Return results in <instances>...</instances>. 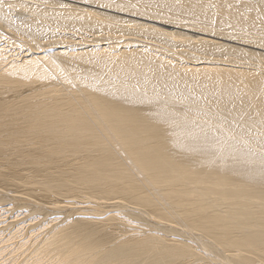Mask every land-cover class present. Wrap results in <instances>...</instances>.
<instances>
[{
  "label": "bare ground",
  "instance_id": "obj_1",
  "mask_svg": "<svg viewBox=\"0 0 264 264\" xmlns=\"http://www.w3.org/2000/svg\"><path fill=\"white\" fill-rule=\"evenodd\" d=\"M2 1L0 264H264V0Z\"/></svg>",
  "mask_w": 264,
  "mask_h": 264
},
{
  "label": "rangeland",
  "instance_id": "obj_2",
  "mask_svg": "<svg viewBox=\"0 0 264 264\" xmlns=\"http://www.w3.org/2000/svg\"><path fill=\"white\" fill-rule=\"evenodd\" d=\"M61 1H68V3L70 2L71 4H75V5H81L80 3H78V2H74L73 0H61ZM2 2H4V3H2V4H5V6L4 7H6V6H9V7H6L5 8V10H7L6 12L7 13H9L12 17L14 16L15 18L17 17V18H19L18 20H23V18H26L27 20H28V18H29V14H27V12H26V14L24 13L25 12V10L24 9H21V8H19L18 6H13V5H7L6 4V2L7 3H9L8 1H6V0H3ZM81 6H83V4L81 5ZM88 7H90V8H93V9H96V10H99V11H103V12H107V13H113V14H117V15H122V14H119V13H117V12H113V11H111V10H108V9H105V8H101V7H95V6H88ZM213 9V8H212ZM211 9V10H212ZM21 10H23V11H21ZM210 10V9H209ZM11 11V12H10ZM23 12V13H22ZM18 13V14H17ZM124 17H129V18H133V16H125V15H123ZM167 16H169V17H174L173 15H170V14H167ZM28 17V18H27ZM136 17H134V19H135ZM25 19V20H26ZM137 19V18H136ZM138 20H140V19H138ZM189 21H191V20H189ZM262 21H264V20H261L260 21V23H258L257 22V26H256V29H255V31L257 32H255V31H253L254 33H253V35L254 36H256L257 37V39L259 40V41H263V43H264V22H262ZM263 23V24H262ZM153 24H155V25H159V26H163V27H165V28H168V29H173L174 30V28H171V27H169V26H164V25H161V24H158V23H153ZM262 24V25H261ZM55 28H57L58 27V25L56 24H54L53 25ZM51 29H53V28H51ZM175 30H177V31H181V30H178V29H175ZM58 31H62V30H58ZM70 32H72V30H70ZM88 32V31H87ZM250 33L248 34V31H245L244 33H246V35H250L252 32L251 31H249ZM259 32V33H258ZM102 33V32H101ZM261 33V34H260ZM81 34V33H80ZM90 34V33H89ZM98 34H100V32L98 33ZM103 34H104V32H103ZM66 35H68V34H66ZM69 35H72V34H70L69 33ZM81 35H83V37L84 38H86V39H89V37H91V36H87L86 34H85V31H84V33L83 34H81ZM100 35H102V34H100ZM106 35V34H105ZM197 35H199V34H197ZM252 35V34H251ZM48 36V35H47ZM74 36V35H73ZM79 36V35H78ZM157 36V35H156ZM200 36L201 37H206V38H210V37H208V36H204V35H202V34H200ZM164 37H167V36H164ZM261 39H259V38ZM81 38V36L78 38V37H74V41H77L78 39H80ZM47 39V38H46ZM45 39V40H46ZM73 39V38H72ZM210 39H214V38H210ZM263 39V40H262ZM216 40H218V41H222V42H225V43H229V44H233V45H238V43H234V42H230V41H226V40H223V39H216ZM41 41H43V40H41ZM79 41V40H78ZM107 41H109V39L107 40ZM179 42H184V41H182V40H178V41H175L174 43H179ZM238 46H241V47H243L242 45H238ZM245 48H249V49H252V50H258V49H256V48H252V47H245ZM262 52H264L263 50H261ZM176 61H178V60H176Z\"/></svg>",
  "mask_w": 264,
  "mask_h": 264
}]
</instances>
